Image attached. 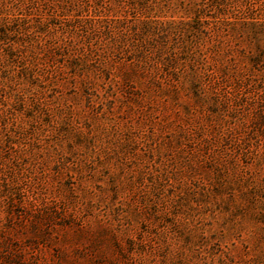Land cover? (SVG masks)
<instances>
[{"label":"rangeland","instance_id":"374dc122","mask_svg":"<svg viewBox=\"0 0 264 264\" xmlns=\"http://www.w3.org/2000/svg\"><path fill=\"white\" fill-rule=\"evenodd\" d=\"M2 1L0 264H264V65L214 32L264 0L202 18L200 93L126 60L113 0Z\"/></svg>","mask_w":264,"mask_h":264},{"label":"trees","instance_id":"16d2710c","mask_svg":"<svg viewBox=\"0 0 264 264\" xmlns=\"http://www.w3.org/2000/svg\"><path fill=\"white\" fill-rule=\"evenodd\" d=\"M2 1V0H1ZM0 1V14L6 13L7 6L4 1ZM228 0H113L114 5L125 8L129 14H124V19L119 20V26L127 29L129 34L123 35L120 40L121 45L128 47L126 60L135 63V67L142 69L148 61L162 62L164 66L178 68L181 59L190 61L191 71L175 73L180 84L192 82L191 90L200 93L201 77L195 68L200 65L202 55L196 50V46L204 42L202 34L206 32L202 18L207 15L212 8H216L220 14H224L225 5ZM171 9L184 10L183 16L179 20L161 19L160 13H168ZM178 10V11H180ZM156 12V13H155ZM154 13V14H153ZM167 13H164L165 16ZM167 17V16H166ZM0 38L8 37L11 24L16 20H7L6 17L0 18ZM100 22V21H99ZM115 23V22H112ZM18 25L15 23L14 27ZM13 26V25H12ZM227 27L235 37L241 38L240 41L250 43L255 51L242 52V58L246 63L249 72L261 71L264 65V21L250 16L246 21H221L215 27L214 32H219L222 27ZM172 38V40H171ZM220 48V47H219ZM154 52V57L150 56ZM168 55L172 59L168 58ZM168 58V59H167ZM168 62V63H167ZM196 65V66H195ZM225 72L229 74V67H225ZM246 70L233 72L237 82L247 83L248 73ZM264 82V79H263ZM264 121V116L261 117Z\"/></svg>","mask_w":264,"mask_h":264}]
</instances>
